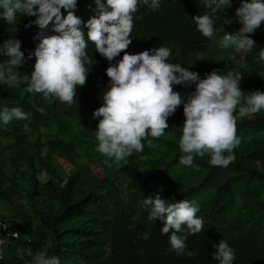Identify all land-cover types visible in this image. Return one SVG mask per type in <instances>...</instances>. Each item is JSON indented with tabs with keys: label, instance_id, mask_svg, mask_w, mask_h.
<instances>
[{
	"label": "trees",
	"instance_id": "trees-1",
	"mask_svg": "<svg viewBox=\"0 0 264 264\" xmlns=\"http://www.w3.org/2000/svg\"><path fill=\"white\" fill-rule=\"evenodd\" d=\"M241 3L231 0L219 18L213 17V39L197 31L192 20L206 11L201 0H161L155 11L138 4L131 43L113 61L88 41L89 71L71 105L27 91L24 79L30 77L35 57L19 67L17 86L0 83V108L30 113L27 119L0 123V264H31L29 251L40 250L59 257L60 264H218L212 252L220 240L233 248L234 264H264V111L241 113L237 106L240 144L227 167L211 165L207 155L195 157L192 166L179 163L182 104L167 118L164 135L149 136L150 144L142 141L141 152L121 161L97 150L98 120L92 116L110 79L105 69L124 51L165 46L171 49V62L201 78L214 69L240 73L245 96L264 91V62L257 59L264 48V22L247 34L257 44L251 51L219 47L226 31L239 29L235 13ZM95 7L94 0H77L74 12L84 22ZM61 12L66 15L63 8ZM225 18L232 22L225 24ZM35 19L21 13L16 24H8L0 18V42L20 40L27 57L41 31L32 23ZM45 32L54 34L51 22ZM5 60L0 56V62ZM173 88L186 99L195 85ZM157 193L163 199L199 204L196 215L203 230L185 242L186 251L196 255L170 250L168 235L160 230L163 221L148 218L142 199Z\"/></svg>",
	"mask_w": 264,
	"mask_h": 264
},
{
	"label": "clouds",
	"instance_id": "clouds-1",
	"mask_svg": "<svg viewBox=\"0 0 264 264\" xmlns=\"http://www.w3.org/2000/svg\"><path fill=\"white\" fill-rule=\"evenodd\" d=\"M94 2L95 14L82 22L74 12L77 0H0V18L8 24H16L18 16L24 13L35 16L32 23L41 30L36 37L38 43L27 57L21 50L20 40L9 38L0 42V56L7 57L0 62V83L17 86L19 67L26 59L35 57L30 77L24 79L27 91L40 93L46 100L55 97L71 105L77 96V87L85 84L89 71L85 67L89 60L88 41L111 62L131 43L133 13L138 4L147 5L153 11L161 5V0ZM230 2L201 0L206 11L192 16L197 31L213 39L217 32L213 17L219 18L221 10L229 7ZM62 8L66 15L62 14ZM235 19L240 24L239 29L226 31L219 40V47L234 46L237 50L251 51L257 44L247 34L253 33L264 22V0H242ZM50 22L54 34L45 32ZM231 22V18L224 20L225 24ZM170 55L171 49L165 46L139 53L124 51L120 59L105 69L110 79L102 93L103 103L92 113L98 120L95 128L97 150L116 161L125 159L133 151L141 152L142 141L147 140L150 144L149 136L158 138L165 134L169 127L167 118L182 104L184 121L179 148L183 155L179 157V163L192 166L195 157L207 155L211 165L227 167L234 161V149L240 144L234 112L238 105L241 113L264 111V91H250L245 96L239 86L240 73L214 69L201 78L189 67L171 62ZM257 59L264 62V48ZM193 84L195 90L188 93L186 99L173 88V85L189 87ZM29 116L30 113L19 107L0 108V123L5 125L13 119ZM142 206L148 209L150 220L159 218L163 221L160 230L168 235L170 250L177 255H196L186 251L185 243L188 235L203 230V220L196 215L199 211L196 201L163 199L157 193L143 198ZM143 238L147 239L148 233H144ZM213 247L212 257L218 264H234L235 252L227 241L220 240ZM28 255L31 264H60L59 257L50 256L44 250L29 251Z\"/></svg>",
	"mask_w": 264,
	"mask_h": 264
},
{
	"label": "rangeland",
	"instance_id": "rangeland-1",
	"mask_svg": "<svg viewBox=\"0 0 264 264\" xmlns=\"http://www.w3.org/2000/svg\"><path fill=\"white\" fill-rule=\"evenodd\" d=\"M42 178H44V177H42Z\"/></svg>",
	"mask_w": 264,
	"mask_h": 264
}]
</instances>
